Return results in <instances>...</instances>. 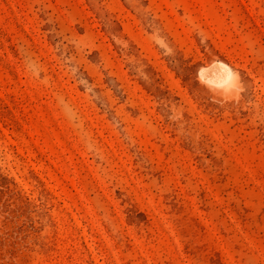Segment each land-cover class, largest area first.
Masks as SVG:
<instances>
[{
    "label": "rangeland",
    "instance_id": "obj_1",
    "mask_svg": "<svg viewBox=\"0 0 264 264\" xmlns=\"http://www.w3.org/2000/svg\"><path fill=\"white\" fill-rule=\"evenodd\" d=\"M0 264H264V0H0Z\"/></svg>",
    "mask_w": 264,
    "mask_h": 264
},
{
    "label": "bare ground",
    "instance_id": "obj_2",
    "mask_svg": "<svg viewBox=\"0 0 264 264\" xmlns=\"http://www.w3.org/2000/svg\"><path fill=\"white\" fill-rule=\"evenodd\" d=\"M210 70H216L218 73H220V78H226L229 72L227 68L222 64L215 65L214 67L212 66Z\"/></svg>",
    "mask_w": 264,
    "mask_h": 264
}]
</instances>
